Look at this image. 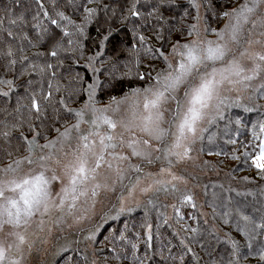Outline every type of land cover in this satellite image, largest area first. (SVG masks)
I'll use <instances>...</instances> for the list:
<instances>
[{"label":"snow or ice","instance_id":"obj_1","mask_svg":"<svg viewBox=\"0 0 264 264\" xmlns=\"http://www.w3.org/2000/svg\"><path fill=\"white\" fill-rule=\"evenodd\" d=\"M36 3L38 11L31 21L11 9L0 12V70L17 79L33 77L25 87L30 100L23 106L27 116L21 113V97L14 109H0V264H23L25 252L41 251L54 231L63 233L67 228L83 232L88 242L82 264H97V218L118 221L138 208L144 209L146 247H151L152 209L179 242L168 241V256L163 247L156 253L163 264H185L189 253L198 264L188 241L201 229L199 224L188 225L181 213L186 206L197 209L187 166L195 161L194 153L204 151L205 138L209 144L214 142L211 130L219 129L220 121H227L226 129L234 125L226 131V143L237 144L242 129L256 142L259 154L244 155L252 158L264 179V105L257 103L264 99V0H245L231 9L221 0H188L180 21L190 17L192 22L182 27L169 23L163 14L172 9L173 0L147 4L146 13L139 10V0H130L120 22L141 21L128 29L131 46L121 45L106 56V42L114 31L109 26L97 50L87 57L82 41L88 38V26L101 11L107 16L111 10L114 15L115 8L102 0H48L49 7L44 0ZM209 12L212 22L227 18V23L212 27L206 19ZM29 27L31 35L26 31ZM173 33L180 39L172 40ZM30 49L37 51L29 55ZM122 53L127 55L121 58ZM81 60L91 73L88 80L74 67ZM145 60L150 62L143 65L147 72L140 70ZM65 61L71 64L65 67ZM61 69L70 77L66 84L58 76ZM34 84L39 87L33 89ZM15 87L14 79L0 76V96L9 97ZM101 95L108 101L103 107L98 106ZM82 96L86 99L80 107L70 106ZM40 98L58 104L57 113L63 109L65 119L56 121L60 126L45 123L48 118ZM234 108L258 115L233 118L229 112ZM25 125L31 138L22 131ZM246 195L255 200L253 193ZM260 195L259 206L251 213L230 197L219 204L209 202L213 221L219 218L244 243L213 224L208 232L224 247L215 256L209 253L208 264H245L250 257L264 264V188ZM127 231L125 222L122 229H114L111 239L104 237L113 243L109 251L117 261L147 264V252L138 255L139 234L133 241ZM189 232L191 237L182 235ZM116 242H121L119 251ZM56 247L68 251L66 241ZM173 247L178 249L176 254L171 252Z\"/></svg>","mask_w":264,"mask_h":264},{"label":"trees","instance_id":"obj_2","mask_svg":"<svg viewBox=\"0 0 264 264\" xmlns=\"http://www.w3.org/2000/svg\"><path fill=\"white\" fill-rule=\"evenodd\" d=\"M102 2L114 7L115 14L113 15L110 10L108 15L105 16L104 12L101 11L97 20L88 26V38L82 41L86 49L85 57H87V55H91L92 52L97 50L96 45L99 43L102 34L106 32L109 26H111L114 31L112 36L110 37V40L106 42V47L104 49L106 56L113 55L114 50L121 45H123L124 47L131 46L132 33L128 29L134 26V24L138 27L141 23V21H135L134 18H129V20L125 21L123 24L120 22L121 16L127 15L126 9L130 4V0H102ZM155 2L156 0H139V10L142 13H146L150 10L148 7H146V5ZM221 2L225 3L226 7L231 9L237 6L239 0H221ZM44 3L46 7H49L48 0H44ZM89 6L93 7L95 5ZM187 6L188 0H173L172 9L170 11H164L163 14L165 18L169 20V23H175L178 27H182L184 24L192 22L190 17L185 18L182 23L180 21V17L183 15V11ZM217 7H219V4H217ZM4 9H11L14 15H22L27 21H31L32 16L38 11V5L36 3V0H0V12H2V10ZM68 11L70 14V10ZM74 19L79 22V17H74ZM206 19L209 23L212 24V27H216L217 29L222 28L225 21V18H223L219 19L217 22H212L210 12L207 14ZM152 23H155V21H152ZM97 28H100L99 33L97 32ZM140 30L143 31V29ZM26 31H29V34L31 35L30 27L26 29ZM144 34L149 37L151 36V33L146 31L144 32ZM177 39H180L179 35L177 33H173L172 40L175 41ZM94 41L96 42L95 44L93 43ZM150 42L153 43L154 46H159V43L154 40H151ZM88 49H91L92 51H88ZM39 50L43 51L44 49L41 48ZM34 51H37V49H30L28 51V54L31 55V53ZM126 55V53H122L121 58H124ZM84 63L85 61L81 60L79 65L74 67H76V70L79 71L86 80H88L91 76V73H89L87 69L83 67ZM148 63L150 62L147 60L143 61L140 70L147 72L148 69L143 65ZM70 64L71 61H65V67ZM17 67L19 68V65ZM0 76H3L5 79H14L16 85L15 90L10 93L9 97L0 96V109L4 107H7L9 110L14 109L17 105V97H21V113L24 116H27V108L23 106L29 105L30 100L27 98L28 93L25 92V87L27 80L33 77L25 75L17 79L13 73L5 74L2 70H0ZM58 76L63 77V79H61V83L63 84H66L68 82V79H70V77L66 73H64L63 69L60 70ZM103 78L104 77L102 76L101 79ZM38 87V85H33V89ZM4 90L7 91L8 89L5 87ZM31 91L32 89H29V93ZM98 98L102 100L101 104H99L98 106H102L108 103L106 97H103L101 95ZM83 99H86V96L77 98V102L72 103L70 106L73 108L80 107ZM40 102L44 107V116L48 118L45 123L52 124L54 126H60V124L56 121L57 119H59L61 122H63V120L65 119L66 114L63 112V109H60L59 113H57L55 109H59L58 104H48L42 98H40ZM229 115L233 116V118L239 115H241V117L244 116L247 118H256L258 114L244 113L241 109L234 108L230 110ZM2 118L3 113H0V119ZM35 123L39 124L40 121H35ZM226 123V120L220 121L219 129H217L218 138L216 139V145L218 146L217 149L214 150L209 156H216L220 158V156L224 152L223 150H228L232 156H234V154H237L235 156L239 157V159H235L237 160V164L228 170H219L220 168L210 165L211 167H209V171L214 172V174L196 175V179L199 182L195 185L193 184L192 186H189V188L194 193L197 203V209H192L191 207L187 206L181 209V213L182 215H184L186 223L193 227H196L197 224H199V227L201 229L199 236H197L194 240L188 241L189 246L192 248V252L195 253L197 257H199L198 264H208L209 260L212 258L209 256V253H212V255L215 256V254L221 251L224 247L223 244H217L215 238L208 232V229L213 224H215L217 228L222 229L223 232H230L237 240L241 242V244L244 243L243 238L230 226L222 224L219 218L213 221L211 215L212 209L208 207L209 202H215L219 204L223 202L226 197H230L234 204L246 206L245 211L251 213L254 207L259 206L257 202L262 199L260 191L262 188H264V179H261L260 174H258L259 170L253 166L252 158L245 159L244 155L245 152H248L250 156H252L253 154L257 155L258 149L256 148V142L251 141L250 136H248L247 133L242 129L237 144L233 145L230 143H226V141L229 139V136L226 135V131H230L232 128H234V125H229L228 129L225 128L224 130H222L221 127H225ZM22 131H24L25 135H28L29 138H31V133L28 131L26 125L22 128ZM13 135L17 136L19 135V133H14ZM51 135L54 136L55 133H52ZM233 138H235L234 134ZM40 142L43 143V140H41ZM216 153L219 154L217 155ZM231 160H233V157ZM208 161L215 162L212 161V159H210L209 157ZM249 192L254 194L255 200L253 199V195H246V193ZM237 193L240 194L237 195ZM201 205H203L202 208L200 207ZM166 211L169 214L172 213L171 208H168ZM201 211L207 213L208 215L206 217L200 216ZM192 215H195L197 217V220L191 219ZM256 215H259V213H256ZM205 219L208 220V224L204 223ZM149 220L152 224V240L150 248L146 247V230L144 227H142V225L144 224L143 208L136 209L130 215H122L118 221H114L111 219L106 220L104 226L99 227L100 230L97 236V243L95 244V248L97 250V264H130L128 260L117 261L114 258V254L109 251V249L113 247V243H109L108 241L104 240L105 236H109L111 239L110 234L114 231V229H122L125 222H127L128 224V231L126 232V236L129 239L135 241L136 234H139L138 255L144 256L145 252H147V255L150 257L147 264H153V262H157V264H163L160 256L156 253H158L163 247L164 255L168 256L169 251L166 247L168 241L171 240L173 245H178L179 242L172 235V229L169 228L167 224L163 223V218L161 217L159 221L157 220L155 209H152L149 212ZM169 223L173 224L175 227H179V225H175L174 220H170ZM158 224L159 228H157ZM116 234L118 235V232ZM83 235V232L75 234L73 237L77 241H79V243L73 240L72 243L70 242L68 244V251H60L59 253H57L56 258L51 262L48 260L46 262L43 261L40 264H82V254L85 250L86 244L88 243L87 241L84 243H80V241L84 239ZM182 235L191 237L192 233H182ZM120 243L121 242L115 243L117 251H119L120 249ZM171 252L172 254H176L178 252L177 247H173L171 249ZM88 253L89 256H91V248L88 249ZM105 257L108 258L107 261H105ZM169 264H171V261H169ZM185 264H197V262L193 261L192 259V253H189L185 256ZM245 264H257V261L250 257L245 262Z\"/></svg>","mask_w":264,"mask_h":264},{"label":"rangeland","instance_id":"obj_3","mask_svg":"<svg viewBox=\"0 0 264 264\" xmlns=\"http://www.w3.org/2000/svg\"><path fill=\"white\" fill-rule=\"evenodd\" d=\"M244 2H245V0H239V3L237 4L236 7L243 4ZM225 23H227V18H225L223 26L225 25ZM209 39H215V36L210 35ZM257 103L260 105H264V100L261 99V100L257 101ZM105 105H102L99 107H103ZM239 116H241V115H239ZM245 118H247V117H245ZM251 118L255 119L253 117H251ZM221 129L224 130L225 127L222 126ZM211 131L215 133L214 142L209 144L207 138H205V140L203 141L204 151L202 153H199V154L194 153V155L196 156L195 161L189 162V164L187 166V172H188L189 178H190L189 186H192L193 184L195 185L199 182L196 179V175H212V174H214V172L209 171V167H211L210 165H213L217 168H220L219 170H221V169L228 170L237 164V160H235V159L231 160L233 156L229 153L228 150L227 151L223 150L224 152L220 156V158L216 157V156H209L210 155L209 153L210 152L212 153L214 150H216L217 146H218V145H216V139L218 138L217 129L214 128ZM206 137H207V134H206ZM197 147L199 148L200 145H198ZM258 154H259V152L257 153V155ZM234 155H237V154H234ZM208 157L210 159H212V161H215V162L208 161ZM222 157H223V159H222ZM206 161H208V162H206ZM252 164L256 168L253 161H252ZM258 174H260V171L258 172ZM96 222L99 223V227L104 226V224L106 223L105 221L101 220V224H100L99 218H97ZM99 230H100V228H99ZM75 234H79V232L75 228H67V229H65V231L63 233L54 231L52 236L49 238V242L43 246H40L41 251L37 252L34 249L31 254H29L27 252L24 253L23 264H40L41 262H43V261L46 262L48 260L51 262L52 260H54L56 258L57 253L60 252L57 250L56 245L57 244H63V243H65V241L67 242V244H69L70 242L72 243L73 240L75 242H77V240L73 237ZM97 236H98V234H97ZM81 242L84 243L86 241L83 239L82 241H80V243Z\"/></svg>","mask_w":264,"mask_h":264}]
</instances>
